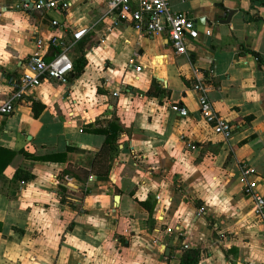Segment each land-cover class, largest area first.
<instances>
[{
    "label": "crops",
    "instance_id": "crops-1",
    "mask_svg": "<svg viewBox=\"0 0 264 264\" xmlns=\"http://www.w3.org/2000/svg\"><path fill=\"white\" fill-rule=\"evenodd\" d=\"M35 1L0 0V105L38 38L70 43L74 70L68 87L45 78L0 120V147L14 152L0 167V264H178L186 248L201 250L197 264L263 263V224L239 175L254 168L264 196V1L169 0L200 32L186 55L166 35L108 31L107 0L66 11ZM78 28L88 31L74 40ZM195 74L229 139L201 116ZM99 121L118 127L106 176L91 171Z\"/></svg>",
    "mask_w": 264,
    "mask_h": 264
},
{
    "label": "built area",
    "instance_id": "built-area-1",
    "mask_svg": "<svg viewBox=\"0 0 264 264\" xmlns=\"http://www.w3.org/2000/svg\"><path fill=\"white\" fill-rule=\"evenodd\" d=\"M34 5L37 9L44 11H66L70 6V1L36 0ZM23 7L27 8L28 3H24ZM104 16L110 20L108 31L120 24H126L139 36L157 37L166 35L176 54L186 55L187 43L189 40L198 38L200 33L193 18L188 17L185 13L171 10L169 0H107ZM51 23L55 26L59 25V21L55 18L51 20ZM87 31L88 28L76 29L73 32V39H80ZM207 33H210V30ZM45 46L57 47L59 52L47 60L45 58L46 54L43 53ZM70 47V43L64 42L55 36L48 41L37 39L36 49L24 62L18 81H14L13 91L8 99L0 105V120L13 112L15 103L24 98L27 90L37 87L45 78L52 79L65 87L69 86L74 70L73 62L68 56ZM130 65L132 66L133 63L131 62ZM134 67L137 71L141 70L139 66L134 65ZM193 89L198 94L199 111L203 119L211 125L216 134L225 140L229 139L232 131L231 124L216 112L208 97L207 87L197 76ZM113 95H118V92H113ZM178 111L183 116L187 114L186 109L183 107H179ZM185 145L189 149H195V145L191 142H186ZM255 174L254 168L244 165L240 169L239 181L243 192L252 199V215L263 224L262 235L264 239V196L259 193L256 181L252 178ZM91 178L90 176L89 179ZM157 198L159 197L157 196ZM202 214L203 209L198 208L196 217ZM236 264H264V262L253 263L240 260Z\"/></svg>",
    "mask_w": 264,
    "mask_h": 264
},
{
    "label": "trees",
    "instance_id": "trees-1",
    "mask_svg": "<svg viewBox=\"0 0 264 264\" xmlns=\"http://www.w3.org/2000/svg\"><path fill=\"white\" fill-rule=\"evenodd\" d=\"M260 2H263L264 0H258ZM59 52L57 47L50 46L48 52L45 55V58L47 60L51 59L55 54ZM85 64L84 57L79 58L77 66H75V70L81 71L83 66ZM43 105L41 103H38L36 101L32 104V110L34 116H37L39 112L43 109ZM103 124V125H102ZM96 127L93 129V131L96 133H101L106 135L105 140L101 148L98 150V152L95 154L93 158L92 163V170L93 173L97 175H103L106 176L109 172V160L111 158L110 153L117 147L115 145L116 139L118 137L117 130L118 127L114 123H96ZM101 125V126H100ZM1 154H8V159L1 164V169L5 167L7 162L9 161L10 156L14 154L13 151H8L7 149L0 147V157ZM100 172H102L100 174ZM1 173V170H0ZM86 175H88V172H85ZM142 206L147 208V210H150V206L147 203V201L140 202ZM201 258V250L198 248H186L183 250L178 264H197V262Z\"/></svg>",
    "mask_w": 264,
    "mask_h": 264
},
{
    "label": "water",
    "instance_id": "water-1",
    "mask_svg": "<svg viewBox=\"0 0 264 264\" xmlns=\"http://www.w3.org/2000/svg\"><path fill=\"white\" fill-rule=\"evenodd\" d=\"M27 2H29V0H27ZM30 4H31V2H30ZM224 11L227 14V18H226V20H221V22L227 23V22H229V20L231 18V15L234 13V11L231 10V9H228V8H224ZM198 22H203V19L198 20ZM114 198H115V200H118L119 199V196L116 195Z\"/></svg>",
    "mask_w": 264,
    "mask_h": 264
}]
</instances>
